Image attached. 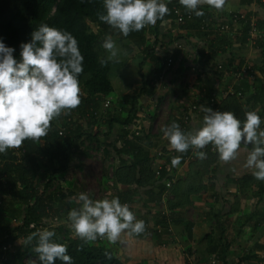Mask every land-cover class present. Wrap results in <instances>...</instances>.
<instances>
[{"label": "trees", "instance_id": "obj_1", "mask_svg": "<svg viewBox=\"0 0 264 264\" xmlns=\"http://www.w3.org/2000/svg\"><path fill=\"white\" fill-rule=\"evenodd\" d=\"M172 7V5H168L169 14L162 21L158 20V24L174 18ZM103 12V0H0V40L6 46L13 47L16 50L14 55L17 59L19 58L20 44L29 42L31 33L41 24L70 32L77 39L80 52L84 57L83 72L79 76L80 104L73 109L79 114V121L74 123L68 121L62 128L57 127L52 121L46 136L37 141L25 140L19 148L9 149L0 154V239L7 235L9 240L6 242H13L21 239L24 235L26 236L24 245L18 243L19 248L22 246L21 248L24 249L20 248L15 256L16 264H25V258H28L29 261L35 258L37 264H39L37 255L33 251L36 241L27 242V237L34 232H38V229L30 232L24 230L21 226L14 229L10 228L14 220L24 221V227L32 223H35L38 227L50 216H58L62 222H67L71 200L75 199L77 193L66 190L59 185L55 192H51L50 189L54 184H58L59 180L56 176L67 172L71 163L79 158L82 153L81 143L89 134L88 129L83 127V124L87 122L90 128L97 123L99 99H108L114 92L112 84L113 71L119 64L106 60V50L104 52L100 50L105 36L110 35L112 39L119 36L121 40L126 38L129 52L133 53L136 49L140 50L139 53L143 57L152 60L156 76L159 77L162 72L163 68L160 66V59L155 50L144 49L146 32L140 30L124 37L98 19V15ZM205 15H207L205 12L200 17L194 15V19L196 22H200ZM188 28L198 29L199 23L190 24ZM141 48L143 49L141 50ZM102 61L105 62L102 63ZM242 65L243 61L239 62L236 69H239ZM149 82L152 83L151 80L143 81L142 88L133 94L131 100H126L120 105V108L127 112L126 118L120 117L119 109L115 115L111 114L113 109L109 111V119L105 123L108 132H112L117 125H120L123 129L121 131L123 135L110 143L105 142L103 146L112 148L111 154L115 162H118L114 167L113 197H118L122 204L127 203L130 207L136 204L135 198H138V202L144 206L150 204L152 207H158L164 195L169 192L180 200L176 201L177 203L169 202V209L173 211L192 204L189 197L206 189L203 177L212 172L211 168L217 162L218 156L211 145L207 146L206 159L200 160L197 158L188 164L189 169H196L198 178H200L197 185L191 181L185 183L179 180L172 184L170 190L167 188V181L171 180L169 174L174 170L172 160L168 159L166 165L162 166L160 170H156L153 165L152 150L154 138L149 129L145 131L142 129L143 127H138L141 119V106L143 105L141 98L143 95L151 96L154 92V88ZM250 101L252 102V108L262 102L261 98L251 99ZM252 108L249 110L244 109L240 100L234 94V96H228L217 110L232 112L236 118L244 120L247 111H254ZM258 115L262 121L261 128L264 129V112ZM135 124H137L136 128L141 131L140 135H131L130 137V132L125 130V127H132ZM181 129L188 132L185 125L181 126ZM39 141L42 142V145L38 143ZM190 154V150L179 154L181 158L179 165H185ZM42 170H46V173L49 174V180L41 190L36 187V181ZM256 181L250 175V177L243 179L242 183L245 189L251 190L249 184L260 185V183H255ZM122 187L127 189L120 192ZM253 191L255 192V198L257 197L259 202H262L264 200V185H260L259 189ZM181 195L185 196L184 201H181L179 197ZM8 197L11 203L20 205V215L8 214L6 209L10 206L8 205ZM58 205L60 206L57 207ZM4 212L7 213L6 216ZM141 218L146 222L148 221L147 217L141 216ZM151 219L154 224L161 225L164 231L152 230L149 237L142 234L129 235L122 233L117 241L113 243L114 247H119L122 254L134 262L191 264L189 259L193 256L194 248L187 247L186 250L182 251L180 244L168 233L165 227L167 224L166 217L162 213H155ZM217 225V229L207 238L209 240L207 253L200 257L196 255L195 264L207 263L208 257L206 255H211L210 248L213 245L215 246V252L212 254L219 260L220 264H230L227 253L230 251L232 244L227 239L226 229L219 224V215H217ZM19 231L22 234L18 235ZM51 231L56 233L54 239L58 243L68 247L67 254L72 257L73 264H126L115 255L113 247L108 246L107 243L79 240L65 230L63 226L54 230L51 229ZM218 233L221 235L219 240L215 236ZM124 242L126 245L123 246ZM165 242L166 246L163 247ZM260 261H264V259L248 254L241 258L237 264L244 262L253 264ZM6 264L12 263L6 262ZM56 264H61V262L57 260Z\"/></svg>", "mask_w": 264, "mask_h": 264}, {"label": "clouds", "instance_id": "obj_2", "mask_svg": "<svg viewBox=\"0 0 264 264\" xmlns=\"http://www.w3.org/2000/svg\"><path fill=\"white\" fill-rule=\"evenodd\" d=\"M168 0H103L104 12L98 19L114 32L127 37L149 25H155L169 14ZM189 13L204 15L201 8L221 9L224 0H178ZM19 58L15 49L0 40V154L19 148L25 140L37 141L47 135L50 122L65 110L80 104L79 76L84 57L77 39L70 33L41 24L31 33L29 42L21 43ZM101 47L117 57L118 49L112 36L106 35ZM105 61H102L104 63ZM202 125L185 132L172 122L161 129L169 147L177 153L190 149L200 159L211 145L221 161L237 159L244 153L243 167L252 176L264 181V129L256 111H247L244 120L234 113L203 107ZM173 157V166L180 163ZM78 207L67 214V222L75 238L95 241L106 238L116 242L122 233L139 235L145 232V222L136 218L127 203L118 197L94 200L79 193ZM61 226V225H60ZM59 226V227H60ZM51 230L34 232L27 242L36 241L33 251L39 264H73L68 247L58 243Z\"/></svg>", "mask_w": 264, "mask_h": 264}, {"label": "crops", "instance_id": "obj_3", "mask_svg": "<svg viewBox=\"0 0 264 264\" xmlns=\"http://www.w3.org/2000/svg\"><path fill=\"white\" fill-rule=\"evenodd\" d=\"M225 2L227 7L226 11L232 10L242 12L247 14L249 18L254 17L258 25L264 29V7L262 5L259 6L254 4L252 0H225ZM215 10L216 9L207 6V9L204 10L207 15H205L204 18L208 17L211 13L213 14ZM193 23L198 24L199 22L194 21ZM239 30H241L240 27ZM187 32L184 37H186L189 45L194 46L196 44H203L207 45V47L200 51L199 57H192L191 49L180 54L176 68L168 73L167 78L169 87L166 88V84L156 82L155 86H153V94L151 96L143 95L141 103L144 104L145 100L151 101L152 98L155 96L157 97L158 86L165 87L163 90L159 88V91L162 92V95H159V97L163 96L165 98V95H167L166 98H170L171 101L174 102L172 104L173 108H170L168 125L172 122H176L180 127L183 126L182 119L185 114L188 113L189 107L198 105L199 111L194 114L192 120L187 125L188 131H193L202 125L204 115L202 106L210 107L209 100L210 96L213 95H215L218 103L217 109L228 98L226 94L229 92L235 94L246 110L252 108L251 99L261 98L262 102H259L252 109L258 114H263L264 79L262 78V74L264 73V43L256 41L254 45H251L247 43V37L243 38L237 35H233L234 38L230 36L224 37L223 41H219V39L217 40L212 34L202 35L204 33H200L198 29L187 28ZM237 33L238 32H235V34ZM136 53H138V50ZM178 54L177 52L176 55ZM105 55L108 61L117 62L114 59H108L110 54L107 51ZM137 56L138 55H135L131 59V65L124 66L122 69L121 80H123V83L121 92L127 89V82L125 80L127 69L133 70L135 64L138 68H136L137 76L134 78V85H132L135 91L134 93L142 88L143 81L148 79L147 76H152L151 79L153 80L156 77L152 60L143 57L142 54L141 56L143 59L141 60ZM117 57H124L119 49ZM204 59H206V61H204ZM242 61H248L252 65V74L250 77L238 81L234 77V72L238 70L236 69V65ZM220 64L223 65L226 71L222 74L217 71V66ZM119 82L121 83V81ZM112 84L114 92L108 97L110 99H113L118 93H121L116 92L114 82H112ZM174 91L180 92L179 96L176 94L178 103H175V101H173L174 98L170 97L171 93ZM121 95H125V93H121ZM119 112L121 113V109H119ZM125 113L122 114L123 117H125ZM149 113L152 117L148 120L152 122L147 120L150 125L147 123L146 126L149 131H151V135L154 138V147L152 150L155 159L153 165L156 170H159L163 165H166L168 159L172 160L173 157L179 156L181 153L172 150L164 136L161 137L155 132V127L158 126V123H155L156 112L150 109ZM115 129L117 130L118 127L116 126ZM116 139L114 138L113 141ZM103 147V156H112V148ZM160 148L162 151H160ZM190 152L191 154L186 159V164H177L174 166V170L170 172L169 176L171 180L169 181H173V184L180 180L185 183L191 181L197 185L200 180L196 173V169L191 170L188 167L189 163L197 159L191 149ZM243 159L244 153H241L237 159L227 162L217 158V162L213 168H211L212 172L203 177L206 189L189 197L192 204L184 208H177L173 211L168 210L172 219V238L180 244L182 251L186 250L187 247H193V251L199 257L206 254L209 241L207 238L217 229V215H219V224L226 229L227 239L232 244L230 251L227 253V259L230 264H237L241 258L248 254L264 259V200L259 202L257 197L254 198V184H249L252 191L250 189H245L243 186L242 180L252 175L251 170L243 167ZM76 160L71 164L75 163ZM111 160H114L113 156L110 157V161ZM109 163V159H106V164L108 165ZM70 167L71 165L67 172H70ZM67 172H65L66 175ZM61 175L62 174L57 175L56 178L58 179ZM126 189L127 188L122 187L120 192ZM179 197L181 201H184V195ZM163 198H168L167 202L180 201L169 192L166 193ZM135 202L136 204L132 206L134 211L142 217H147L148 220H150L155 213L166 212V200L164 204H160L158 207H152L150 204L144 206L138 202V198H135ZM62 226L67 230L69 226L68 222L63 221ZM215 236L218 240L221 237L220 233ZM20 240L21 239H19V242ZM107 241L108 240L105 238L104 243ZM215 243L217 242L215 241ZM164 244H166V242ZM115 248L118 249L121 254L122 261L126 262V264H133L134 261L125 257L119 247L115 246ZM210 250L211 255H206L208 259L214 257L212 253L215 252V246L213 245ZM148 263L155 264L154 262Z\"/></svg>", "mask_w": 264, "mask_h": 264}, {"label": "rangeland", "instance_id": "obj_4", "mask_svg": "<svg viewBox=\"0 0 264 264\" xmlns=\"http://www.w3.org/2000/svg\"><path fill=\"white\" fill-rule=\"evenodd\" d=\"M113 40L115 41L117 49H119L121 51V53H123L124 57L126 56L125 58L124 57H121V58L116 57L114 59L117 61L114 63H117V64H119V66L120 65L121 66L120 67L117 66L119 68H117V67L114 68L113 82L115 84L116 92H121L122 91L121 86L123 83V80H121L122 79L121 75H122L123 67L127 66V65H131V63H130L131 59L135 55H138L137 57L140 60L143 59V57L141 56V53H139V52L136 53L137 49L133 53H131L127 50L128 49L127 48L128 42H127L126 38H123L121 40V37L117 36V37H114ZM100 50L102 52H104V49L102 47L100 48ZM106 60H107V58H106ZM136 68H138V66L135 64L133 66V70L127 69V73L125 74V80L127 82V86H126L127 89H125V90H123V92H121V93H125V95H121V93L120 94L118 93V95L116 97H113V99H110V98L99 99V112L97 114V123L90 128L88 127L87 122H85L83 124V127H86L88 129L89 134L87 135V137L84 138L83 142L81 143V145H82L81 146V152L82 153L79 155V158L76 160V162L71 164V167L69 169L70 172H67V175H66V173H64L61 176H59L58 184H54L51 187V189H50L51 192L52 191L55 192V189H57V186L59 185L61 187H64V189H66V190L74 191L75 193H77V195L79 193H82V192L87 193L89 195V197L91 199H94V200L104 199V198L108 199V197L106 196V193L109 192L110 190H112V188L114 187V186L112 187L109 182L114 181V176H115V173H114L115 168L114 167L118 162L117 161L114 162V160L110 161V157H112V156H103L104 147L102 145L105 142H111V141H113L114 138L118 139L119 136H122L123 133H121V131H123V129L121 128L122 126L117 125V127H118L117 130L114 129V130H112V132H108V128L106 127L105 123L109 119V115H110L109 111L110 110L113 109L111 111V114L115 115L117 113V110L121 109L120 105L123 102H125L126 100L127 101L131 100V97L133 96V94L135 92L132 88L133 87L132 85H134V78L137 76V69ZM152 72H153V70H152ZM151 77L152 76H147L148 79H146V80L154 81L153 79H151ZM119 81H121V83ZM149 83H151V82H149ZM164 84L167 85L166 88L169 87L168 80ZM159 88H160V90H163V88H165V87L158 86L157 97L155 96L154 98H152L151 101L145 100L144 104L141 106L142 112H141L140 117L142 120L140 119L138 127H143L142 129L147 131V129H148V127L146 126L147 123L150 125L149 122H152V121L148 120L152 117L151 114L149 113V110L150 109L155 110V112H156L155 123L156 124L158 123V126L155 127V132L158 133L162 137L163 133H162L161 129L168 125L170 108H173L172 104L174 102H172L170 98H166L167 95H165V98L163 96L159 97V95H162L161 94L162 92L159 91ZM176 94H177V96H179L180 92L174 91L173 93H171L170 97L174 98L173 101H175V103H178L176 100L177 99ZM125 112L126 111H123L121 109V113L119 112V115L121 118L127 117V112L126 113ZM123 113H125V115H124L125 117H123V115H122ZM79 119H80L79 114L76 111H73V109H71V110L63 111L59 117L53 119L52 121L55 123V125L57 127L62 128V126L65 123H67L68 121H72L74 123V122H78ZM147 120L149 122H147ZM137 124H135V126H132L129 128L130 129L136 128ZM89 135H91V137H89ZM94 137H96L95 138L96 140L94 139ZM99 141H100V143H99ZM38 143L40 145H42L41 141H39ZM160 151H162L161 148H160ZM106 159H109L110 163L108 165L106 164ZM154 159H155V157H154ZM48 175L49 174L46 173V170L45 171L42 170V172H40L39 177L37 178V181H36V187L38 189L42 190L46 186V184L48 183V180H49ZM255 183H260L261 186L264 185V181H258L257 180ZM260 185L256 184L255 190L259 189ZM17 190H18V188H17ZM74 198H76V197H74ZM167 201H168V198H166V203H165L167 205V209H168L169 208V202H167ZM8 205H10V206L7 207L6 209H7V212L9 215L12 213L20 215L19 214L20 213V205L18 203H15V204L11 203L9 197H8ZM59 206L60 205H58L57 207H59ZM76 206H78L77 200L76 199L71 200V208H69L68 210L70 211V209H72V207L74 208ZM168 210H170V209H168ZM4 215L6 216L7 213L4 212ZM139 217L141 218V215H139ZM12 221L13 220L11 219V222ZM12 224L15 225L13 222H12ZM12 224H11L10 228L14 227ZM68 225H69V223H68ZM60 227H62V226H60ZM14 228H16V227H14ZM48 228L50 230L51 229L54 230V229L59 228V226L58 225H51V227H48ZM67 231H69L71 234H73L72 231L70 230V226H68ZM20 234H22V233L19 231L18 235H20ZM125 234H126V232H125ZM25 242H26V236L24 235L20 240V245H24ZM106 243L108 246L113 247V249L115 248L113 245V242L108 240ZM27 245H28V243H27ZM122 245L124 246V245H126V243L124 242ZM25 248H27V247L25 246ZM21 249L23 250L24 248H21ZM114 253L116 256H118L120 259H122L121 254L119 253L118 249L115 248ZM36 262L37 261L35 258H32V261H30L31 264H35ZM133 264H145V262L142 263V262L138 261V262H133ZM146 264H150V263H146Z\"/></svg>", "mask_w": 264, "mask_h": 264}, {"label": "built area", "instance_id": "obj_5", "mask_svg": "<svg viewBox=\"0 0 264 264\" xmlns=\"http://www.w3.org/2000/svg\"><path fill=\"white\" fill-rule=\"evenodd\" d=\"M252 2L256 5H262L264 7V0H252ZM168 5H172V12L174 13V18L168 21H165L163 23L158 24V21L155 25H149L143 28L146 32L145 38H146V45L144 46V49L149 48L150 50H155L157 55L160 59V66L163 68L162 72L159 77L154 78V82L151 83L152 87L155 86L157 83H166L168 78V73L172 71L174 68H176L178 63V58L180 54L185 53L188 49H191V56L192 57H199V53L202 49L206 48L207 45L203 44H196L194 46L189 45V43L186 40V37H184L185 33L187 32L188 25L193 24L195 21L194 14L189 13L183 6H181L178 2V0H168ZM207 9V5L203 6L201 8L202 11ZM226 2L224 0V4L221 9L215 10L213 14L211 13L208 17L204 18L202 21L199 22V28L198 31L200 33L204 34H212V36H215L216 39L219 41H223L224 37H233V35H237L238 37H247V43L254 45L255 42H262L264 43V29L261 28L258 25V22L254 17L249 18L247 14L242 12H236V11H226ZM244 26V27H243ZM239 27L241 30H239ZM186 28V29H185ZM247 28V29H246ZM189 29V28H188ZM235 32H238L235 34ZM188 33V32H187ZM234 38V37H233ZM214 39V40H216ZM143 48H141L142 50ZM140 52V50H138ZM179 53L176 55V53ZM207 59V58H206ZM204 59V61H206ZM180 61V60H179ZM217 71L226 72L224 70L223 65L217 66ZM252 65L246 61L243 62V65L240 69L235 70L234 77L236 80L241 81L244 80L247 77H250L252 74ZM262 78L264 79V73L262 74ZM154 88V87H153ZM227 96H232L234 93L229 92L226 94ZM217 100L215 98V95L210 96L209 100V106L213 110H217ZM199 111L198 105H192L189 107L188 113L185 114V116L182 119V125H187L192 120L194 114ZM125 130H128L131 135L133 136H139L140 130L138 128H132L125 127ZM206 152V148L203 150ZM193 153V151H192ZM161 156V154H160ZM164 166V165H163ZM161 168H159L160 170ZM110 185L113 187V182H109ZM173 181H167V188L170 190L172 187ZM106 196L108 199H111L113 197V190H110L106 193ZM166 198H163L161 204L165 203ZM130 207V206H129ZM130 210L133 211L136 218L139 220H142L136 211L132 207H130ZM166 212H163L162 215L166 217V229L169 234L172 235L173 228H172V219L170 216V212L166 208ZM144 221V220H143ZM66 222V221H65ZM145 222L146 228L145 232L142 233L143 236H150L152 230H156L158 232L164 231L163 227L161 225H156L152 221V219ZM13 225L14 227L21 226L24 230L27 231H34L38 229V231L47 229L50 230L48 227H51V225H62V221H60V218L58 216H50L49 219L44 220V223L41 224L39 227L35 223L30 224L29 226L24 227V221L22 220H14ZM13 227V228H14ZM9 240V237L6 235L3 239H0V264H6V262H11L12 264H16L15 256L20 251L19 248V239L11 242H6ZM104 238H98L94 241V243L97 242H104ZM166 244H164L163 247H165ZM191 264L196 263V253L193 252V256L189 259ZM25 264H28L30 261L28 258L24 259ZM37 264V262L35 263ZM206 264H220L219 260L216 257L209 258ZM242 264H249V263H242ZM253 264H264V261H260L259 263H253Z\"/></svg>", "mask_w": 264, "mask_h": 264}, {"label": "bare ground", "instance_id": "obj_6", "mask_svg": "<svg viewBox=\"0 0 264 264\" xmlns=\"http://www.w3.org/2000/svg\"><path fill=\"white\" fill-rule=\"evenodd\" d=\"M117 125V124H116ZM170 125V124H169ZM107 147V146H106ZM39 227V226H38Z\"/></svg>", "mask_w": 264, "mask_h": 264}]
</instances>
